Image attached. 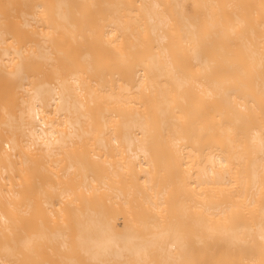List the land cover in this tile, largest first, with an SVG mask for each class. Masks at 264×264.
Masks as SVG:
<instances>
[{
	"label": "bare ground",
	"instance_id": "6f19581e",
	"mask_svg": "<svg viewBox=\"0 0 264 264\" xmlns=\"http://www.w3.org/2000/svg\"><path fill=\"white\" fill-rule=\"evenodd\" d=\"M0 264H264V0H0Z\"/></svg>",
	"mask_w": 264,
	"mask_h": 264
}]
</instances>
